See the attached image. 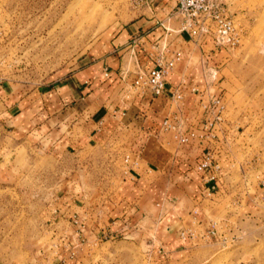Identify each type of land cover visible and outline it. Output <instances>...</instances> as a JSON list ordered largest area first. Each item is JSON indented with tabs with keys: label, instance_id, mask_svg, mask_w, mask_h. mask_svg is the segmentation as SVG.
Returning <instances> with one entry per match:
<instances>
[{
	"label": "rangeland",
	"instance_id": "rangeland-1",
	"mask_svg": "<svg viewBox=\"0 0 264 264\" xmlns=\"http://www.w3.org/2000/svg\"><path fill=\"white\" fill-rule=\"evenodd\" d=\"M224 1L241 39L216 58L215 78L207 75L225 104L227 138L218 147L223 185L204 198L215 209L211 222L218 235L206 241L214 251L212 264H264V0ZM150 6L151 0H0V115L10 94L34 97L103 54L117 28L149 13ZM180 46L184 53L197 49L191 42ZM177 105L172 102L169 111ZM162 136L165 144L180 146L170 132ZM115 141L60 156L41 143L21 144L2 155L0 258L49 264L75 239L89 240L78 237L72 221L57 220L59 199L76 185L87 196H103L116 184L133 159L125 162L130 151ZM247 200H262V211L246 216ZM95 241L84 244L86 264H152L145 233Z\"/></svg>",
	"mask_w": 264,
	"mask_h": 264
},
{
	"label": "crops",
	"instance_id": "crops-1",
	"mask_svg": "<svg viewBox=\"0 0 264 264\" xmlns=\"http://www.w3.org/2000/svg\"><path fill=\"white\" fill-rule=\"evenodd\" d=\"M174 5V0H151L149 13L117 28L106 51L93 61L57 78L34 97L10 94L0 115V158L21 144L41 143L60 156L121 140L133 162L116 184L103 196H87L76 185L59 199L63 202L57 220L72 221L78 237H87L86 243L95 239L99 245L103 238L125 240L145 233L152 264H212L214 251L206 240L216 238L218 231L211 222L215 209L204 199L211 188L205 180L211 171L197 169L203 150L165 144L161 127L171 106L169 94L154 96L149 89L138 92L132 85L135 69L148 71L154 66L151 45L164 33L160 22L177 24L170 16ZM223 49L206 38L193 53L185 50L166 76L168 91L184 85L183 104L196 117L201 115L197 96L204 94L209 100L217 95L207 71L217 66L214 61ZM223 173L224 167L217 190ZM261 201L247 200L242 206L246 216L261 212ZM74 243L49 264H86L81 256L86 243L79 238ZM0 264L26 263L0 258ZM231 264L251 262L235 259Z\"/></svg>",
	"mask_w": 264,
	"mask_h": 264
},
{
	"label": "built area",
	"instance_id": "built-area-1",
	"mask_svg": "<svg viewBox=\"0 0 264 264\" xmlns=\"http://www.w3.org/2000/svg\"><path fill=\"white\" fill-rule=\"evenodd\" d=\"M175 5L170 16L176 20V26L164 25L163 35L151 45L150 57L154 66L148 70L135 69L132 73V85L143 91L149 89L154 95L169 94L171 103L178 105L165 116L161 131L170 132L173 139L181 146L196 145L203 150V157L197 164L198 170H210L205 178L211 188L206 191L209 195L216 189L218 175L222 166L220 163L219 145L226 141L225 104L219 95L209 100L204 94L198 95V106L201 109L199 117L186 112L183 104L184 85L171 88L168 91L166 76L183 58L181 44L191 42L198 48L206 38H212L214 43L225 48H233L239 44L241 31L233 16L228 12L224 0H174ZM173 35L172 38L169 36ZM212 80L216 70L207 71ZM210 78V79H211ZM195 91V88L191 89ZM130 156H125L128 162ZM264 194V175L259 182ZM214 233V229L208 234Z\"/></svg>",
	"mask_w": 264,
	"mask_h": 264
}]
</instances>
